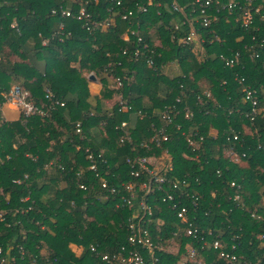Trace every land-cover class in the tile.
Returning a JSON list of instances; mask_svg holds the SVG:
<instances>
[{
	"label": "trees",
	"instance_id": "1",
	"mask_svg": "<svg viewBox=\"0 0 264 264\" xmlns=\"http://www.w3.org/2000/svg\"><path fill=\"white\" fill-rule=\"evenodd\" d=\"M145 1L122 0L123 6L134 10L124 20L119 17L120 6L111 0H88L85 8L92 21L112 22L89 33L87 18L75 16L74 2V15L64 16L50 11L64 0H0V258L8 255L12 264H128L121 258L138 245H130L128 224L141 219L158 246L154 264H175L186 243L198 250L202 264H227L210 245L201 248L200 237L173 235L187 223H181L173 203L164 197L168 192L179 199L172 184L185 180L198 194V204L189 213L198 235L222 241L246 264H264V111L252 119L257 130L250 127L249 103L240 90L251 85L264 107V54L252 59L243 50L252 34L264 38V20L255 19L258 30L245 29L237 10L220 11L217 21L202 27L201 46L183 44L188 26L180 24L172 0H154L141 13L136 3ZM13 20L19 32L10 27ZM176 23L178 30L173 29ZM134 28L150 49L137 57L134 51L141 44L134 37L124 38ZM236 52L238 64L225 66L219 56ZM31 56L44 62L42 69ZM171 63L178 64L173 74L165 71ZM89 73L102 84L99 99H111L113 93L128 97L133 109L122 112L115 101L109 107L97 104L93 110ZM115 76L122 80L120 87L110 79ZM16 83L44 114L20 112L11 121L3 117L1 106ZM55 100L63 104L48 108ZM171 105L180 111L173 119L180 126L164 125L169 139L160 147L133 148L127 140L120 141L125 131L135 142L149 138L150 124H165L160 112ZM186 110L192 116L185 117ZM232 132L239 133V141L227 140ZM187 136L197 141L202 136L200 147L193 150ZM230 146L245 156L230 159L226 153ZM85 147L95 155V169L90 168ZM136 151L163 157L165 168L172 165L166 172L172 183H163L149 201L151 216L120 200L129 196L123 186L127 182H132L137 198L144 193L140 184L147 174L130 175L125 161ZM235 193L240 201L233 200ZM183 203L190 206V199L183 198ZM168 247L177 252L165 251ZM139 250L149 262L146 249L139 246ZM102 254L113 260L102 259Z\"/></svg>",
	"mask_w": 264,
	"mask_h": 264
},
{
	"label": "built area",
	"instance_id": "2",
	"mask_svg": "<svg viewBox=\"0 0 264 264\" xmlns=\"http://www.w3.org/2000/svg\"><path fill=\"white\" fill-rule=\"evenodd\" d=\"M7 1V0H3ZM65 4H60L58 8H51V14L60 13L64 16H72L73 14V8L72 3H76L78 5L77 10L75 11V16L77 19H83L87 18L89 24H87L88 32L91 33L92 30L95 27H99L104 23V26H108L110 22L109 20H103L94 22L89 17L90 14L87 12L85 5H87L88 0H64ZM154 0H146L144 2H137L136 3V9L140 11L141 13L148 11V7L151 5V3ZM113 4L116 6H120L121 11H119V17L121 19H128L131 18L133 15L134 10L128 6L122 5V0H111ZM160 3V2H159ZM158 3V4H159ZM172 6L174 9H176L180 15V24L184 25L186 24L188 26V32L183 35L181 38V42L183 44H190V43H196L198 45H202L203 40L205 39L204 36L201 35V29L203 28H209L214 21L218 20V15L220 11H228L233 12L234 10H237L239 13V21L243 28L249 29L252 27H255V30H258L259 24H255V19L257 18L258 21L262 22L264 20V14L262 13V9L264 6V0H192L188 3L180 4L177 0H172ZM109 9V8H108ZM111 17V16H108ZM113 20V18H110ZM179 23L174 24L173 29L178 30V27L180 25ZM137 28L139 27V24L136 22ZM10 27L12 29H15L16 32H19V27L17 25L16 20L11 21ZM60 28H62V24H60ZM208 32H213L212 30H209ZM139 31L137 29H131L129 32L125 33L124 38L128 39L129 37H134L137 43L141 44V47L135 48L134 56L137 57L140 53H145L146 51H150L149 48L146 47V44H142V37L138 34ZM215 39H219L218 36L215 33H212V36ZM252 42L249 44L243 45V50L246 51L248 57L252 59H256L264 54V38L257 39L255 34L251 35ZM261 51L263 53L261 54ZM125 53V50L122 51ZM152 52V51H151ZM238 52L235 53L234 56H226L221 54L219 57L222 59L225 66L232 68L235 64H238ZM174 65V64H171ZM112 82L114 83L115 87H120L122 85V80L119 76H115L114 78H110ZM244 78H239L238 82H243ZM243 97V101H246L249 103V116L251 119L250 127L254 128L253 124V117L255 115H258L261 111H264V107H261L259 105V101L257 98V91L255 88H253L251 85H244L240 88ZM47 92L48 89H47ZM8 101H13L16 104H18L21 112L29 116L31 114H44V110L42 107L35 105L30 99H29V93L25 89L22 88V86L18 83L14 84L9 92V95L7 97ZM177 101H179V98H177ZM118 102L119 110L122 112H130L133 109V106L123 98L121 95L118 96ZM54 104H60L62 105V102H59L58 100H55L51 102L47 107L50 108ZM161 119L165 121V124L162 126H154L153 123H151L152 127V134L149 136V138H146L144 140H140L135 142L130 133L125 131L124 135L121 136L120 141L124 142L125 140L128 141L131 145H133V148L138 145L140 147H144L146 149L149 148V145L154 144L157 147H160L163 141L168 140L169 136L166 132L165 126L167 124H174L176 127H179V122L173 120L176 118V116L179 114V109L176 108L175 105L171 106H165L162 111L160 112ZM93 115V113H91ZM192 116V112L186 110L185 117ZM264 118V115H263ZM122 126L126 125V122H121ZM165 125V126H164ZM76 131L80 132L81 128L79 123L76 124ZM257 130L256 128H254ZM187 142L189 145L192 146V149L196 150L200 147V144L203 140L202 136L198 137V141L193 139L191 136L186 137ZM239 133L238 132H232L231 135L227 137V140H233V141H239ZM264 148V146H262ZM77 148H80V146H77ZM85 156L87 160L90 162V168L95 169V155L91 151L90 148L85 147L84 148ZM227 155L230 159L234 161H238L242 159L243 156H245V152H241L238 154L234 146H230L227 151ZM149 156L138 154V151H136L131 157L127 156L126 163L129 166V174L133 176H138L142 174L143 172L147 174L148 178L147 180L143 181L140 184V189L144 190V193L137 198L134 190V186L132 182L124 183V189L129 192V196L122 195L120 197V200L123 205H127L128 207H134L135 210L138 212V210H143L148 216L152 215V209L149 204L150 199L154 196V193L156 189H159L163 183L171 184L172 180L168 179L166 177L167 170L172 169V165L170 164L167 168L164 166H152L150 165V161L148 159ZM234 185V183H232ZM189 184L185 180L181 182H174L172 184V188L176 189L178 191V198L174 199L173 194L168 193L164 197V199L171 201L173 203L172 209H174L176 216L181 220V223H187V225L183 228L176 229L173 232L174 236L180 237V235L183 236H191L192 238H198L203 241L201 244V248H204L205 245L211 246L213 249L217 250L219 257L225 258L227 260V264H246L245 260H243V257L241 255H237L236 253H233L232 251H228L226 247L224 246V243L218 239H213L212 241H209L205 239L202 235H198V230L195 227L191 226V222H189V213L191 212V209H194L198 204V194L195 191H191L188 187ZM102 186H106L105 180H103ZM80 187L84 188V185L81 184ZM115 188H111V192H113ZM183 198L190 199V206L186 203H183ZM240 195L238 193H235L233 196V200L240 201ZM264 206V204H263ZM253 215V214H252ZM259 217V216H257ZM144 223H146V220L138 219L136 222L133 220L129 222L128 224V240L130 242V245H135L132 249L128 251L126 255H124L121 259L122 261H126L128 264H154L152 259L157 260L155 257V249H157V245L153 244L151 240L149 239L148 230L144 226ZM261 238L264 239V234L261 235ZM139 246L141 248H145L148 257L151 258V260H146L144 255L140 252ZM231 248H234V245L231 246ZM91 249L94 250V247L91 246ZM161 249V247H160ZM2 249L0 248V253ZM167 252H175V250L172 249V247H168ZM121 253H115L113 255V258L116 256H119ZM198 255V250L191 246L190 244H187L185 246V254H184V264L187 263V261H190L191 263H195L196 256ZM102 259L111 261L113 260L110 258L108 254H102ZM183 258V257H182ZM12 260L8 257H1L0 258V264H12ZM181 260L178 261V264H181Z\"/></svg>",
	"mask_w": 264,
	"mask_h": 264
},
{
	"label": "crops",
	"instance_id": "3",
	"mask_svg": "<svg viewBox=\"0 0 264 264\" xmlns=\"http://www.w3.org/2000/svg\"><path fill=\"white\" fill-rule=\"evenodd\" d=\"M43 41H46V39H43ZM42 41V42H43ZM46 43V42H45ZM43 43V44H45ZM33 58V62L40 68L42 69L43 66H44V62L43 61H40L38 60L37 58H35L34 56H31ZM17 61L20 60V58H17L16 59ZM172 64V63H171ZM171 64H168L165 66V71L166 72H169L171 74L175 73V71L177 70L176 67H178V64H175V65H171ZM174 64V63H173ZM93 75L94 76V79H89V77ZM88 90H89V101H90V105L93 107V110L95 109L94 107L97 106V104H100V106H112L114 104L115 101L118 100V96H116L114 93L112 94V98L110 99V97H105L103 99H99L100 97V94H101V90H102V84L101 82L98 80V78L92 74V73H89L88 74ZM124 98V97H123ZM128 97H126L125 99L126 100H129L127 99ZM146 98V97H145ZM144 98V99H145ZM130 101V100H129ZM102 104V105H101ZM97 108V107H96ZM155 112H157V109H153ZM1 112H2V115L3 117L6 119V120H16L18 119L19 117V114L21 112L18 104H16L15 102L13 101H6L2 104L1 106ZM151 125V124H150ZM150 128V126H149ZM93 129V128H92ZM139 141V140H138ZM149 161L150 162H153L154 160H157L159 159V157H157L156 155H150L148 157ZM155 165V163H154ZM156 166V165H155ZM159 166V165H158ZM188 243H186L184 245V253L182 254L184 256L185 254V246L187 245ZM173 250H175L177 252V249L176 247L172 248ZM199 254V253H198ZM182 256V257H183ZM181 257V258H182ZM181 258H179V260H181ZM178 260V261H179ZM178 261L175 263V264H178ZM195 263H191L190 261H187L186 264H202V261L201 259L199 258V255L196 256V259H195Z\"/></svg>",
	"mask_w": 264,
	"mask_h": 264
},
{
	"label": "rangeland",
	"instance_id": "4",
	"mask_svg": "<svg viewBox=\"0 0 264 264\" xmlns=\"http://www.w3.org/2000/svg\"><path fill=\"white\" fill-rule=\"evenodd\" d=\"M45 42L46 41H43L42 43H45ZM10 58H11V56H10ZM87 77H88V75H87ZM153 163H155V165H157V166L159 165V167L160 166H163L164 165V163H163V157L161 159L154 160ZM162 163H163V165H162ZM184 259H185V257L183 256V258H181V261H182L181 264H184V262H183Z\"/></svg>",
	"mask_w": 264,
	"mask_h": 264
},
{
	"label": "water",
	"instance_id": "5",
	"mask_svg": "<svg viewBox=\"0 0 264 264\" xmlns=\"http://www.w3.org/2000/svg\"><path fill=\"white\" fill-rule=\"evenodd\" d=\"M89 79H94V76H93V75H91V76L89 77Z\"/></svg>",
	"mask_w": 264,
	"mask_h": 264
}]
</instances>
